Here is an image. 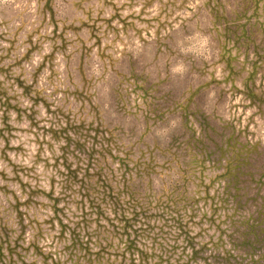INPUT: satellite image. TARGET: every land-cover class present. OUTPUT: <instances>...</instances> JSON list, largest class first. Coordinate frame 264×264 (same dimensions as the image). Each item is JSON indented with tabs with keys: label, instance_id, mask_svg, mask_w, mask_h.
Masks as SVG:
<instances>
[{
	"label": "rangeland",
	"instance_id": "374dc122",
	"mask_svg": "<svg viewBox=\"0 0 264 264\" xmlns=\"http://www.w3.org/2000/svg\"><path fill=\"white\" fill-rule=\"evenodd\" d=\"M0 264H264V0H0Z\"/></svg>",
	"mask_w": 264,
	"mask_h": 264
}]
</instances>
